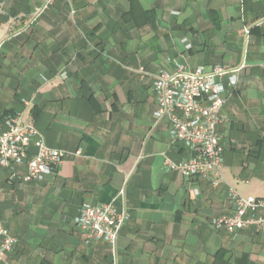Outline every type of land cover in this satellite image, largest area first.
I'll use <instances>...</instances> for the list:
<instances>
[{
  "label": "crops",
  "instance_id": "crops-1",
  "mask_svg": "<svg viewBox=\"0 0 264 264\" xmlns=\"http://www.w3.org/2000/svg\"><path fill=\"white\" fill-rule=\"evenodd\" d=\"M40 3L9 2L14 30ZM177 64L244 67L218 127V188L164 170L189 157L154 117L155 75ZM12 114L69 157L43 182L0 167V222L18 240L0 264H264V230L211 226L231 213L228 186L264 199V0H55L0 55V124ZM84 204L129 213L114 254L75 226Z\"/></svg>",
  "mask_w": 264,
  "mask_h": 264
},
{
  "label": "built area",
  "instance_id": "built-area-1",
  "mask_svg": "<svg viewBox=\"0 0 264 264\" xmlns=\"http://www.w3.org/2000/svg\"><path fill=\"white\" fill-rule=\"evenodd\" d=\"M10 1L0 0V22L3 17H9L6 26L2 29L0 26V55L7 42L27 32L55 3V0H41L25 28L16 31L13 28L16 19L7 13ZM245 38L249 43L251 32L248 28L245 29ZM243 69V66L230 69L218 65L209 71L204 67L192 70L184 64H177L172 72L162 70L155 75L156 123L166 121L172 141L182 144L189 152V157L178 163L165 160L166 172H178L188 180L204 179L214 188L226 185L222 175L224 148L218 127L229 122L223 110L237 88ZM80 154L81 151L77 152ZM68 157L63 150L49 148L34 122L23 120L20 114L9 115L0 124V167L12 171L11 181L43 182L56 174ZM15 166H26L27 174L17 177ZM227 197L231 213L213 219L211 226L214 230L234 236L249 226L264 230V199L245 198L230 186ZM129 218V213L115 204H84L75 219V226L84 232L88 245L108 244L114 254ZM17 245L18 240L0 222V262L12 254Z\"/></svg>",
  "mask_w": 264,
  "mask_h": 264
},
{
  "label": "rangeland",
  "instance_id": "rangeland-1",
  "mask_svg": "<svg viewBox=\"0 0 264 264\" xmlns=\"http://www.w3.org/2000/svg\"><path fill=\"white\" fill-rule=\"evenodd\" d=\"M230 187H233V186H230ZM234 188V187H233ZM243 197H245V198H249V197H254V196H251V195H247V196H245V195H243V194H241Z\"/></svg>",
  "mask_w": 264,
  "mask_h": 264
}]
</instances>
